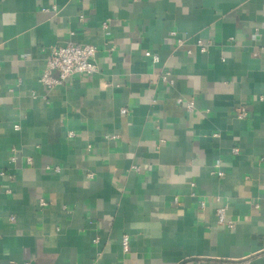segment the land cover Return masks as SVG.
I'll use <instances>...</instances> for the list:
<instances>
[{
  "label": "crops",
  "instance_id": "crops-1",
  "mask_svg": "<svg viewBox=\"0 0 264 264\" xmlns=\"http://www.w3.org/2000/svg\"><path fill=\"white\" fill-rule=\"evenodd\" d=\"M262 159L264 0H0V264H264Z\"/></svg>",
  "mask_w": 264,
  "mask_h": 264
},
{
  "label": "built area",
  "instance_id": "built-area-1",
  "mask_svg": "<svg viewBox=\"0 0 264 264\" xmlns=\"http://www.w3.org/2000/svg\"><path fill=\"white\" fill-rule=\"evenodd\" d=\"M55 7H53L54 9ZM105 27V23H103ZM211 44L209 42L197 41L196 46L200 53L206 52L207 48ZM190 51H188L189 53ZM96 53L97 50L95 46L90 44H79L74 42H66L61 46L54 47L51 49L46 66L40 76L39 81L46 85L47 87H51L56 84L65 83L66 79L75 74L82 75H91L98 71V65L96 63ZM145 56L149 57L152 62H158L159 58L156 54L151 53L150 51L145 52ZM162 81L167 82L169 85L172 84V80L169 78V72H163L160 75ZM263 97H260L262 99ZM177 102L180 104H184L185 108L189 112L194 111V101L193 100H185L182 97L177 98ZM121 114H127L126 108H121ZM248 114L247 110L243 107H240L236 111V115L238 118H244ZM14 128L17 129L18 126L14 125ZM70 136L72 133H69ZM232 153L237 154L238 148L233 147ZM264 161V159H262ZM135 171H139L137 166H133ZM55 170H58L55 167ZM210 174L216 177H222L224 175L223 169L220 167L219 163L215 164L214 169L210 170ZM1 176H6L7 178H11L10 174H7L4 171H0ZM6 192H10L8 189ZM215 200L219 201L220 197L215 196ZM39 205L41 207L46 205V202L43 199H39ZM200 206L203 207V203H200ZM226 204H221L216 208L217 221L219 225H223L226 229L231 230L235 227L234 222L227 220L226 218ZM15 219L14 216H9V220L13 221ZM95 243L98 242L96 238L94 240ZM121 246L124 251L128 249L129 246V236L123 235L121 238Z\"/></svg>",
  "mask_w": 264,
  "mask_h": 264
}]
</instances>
